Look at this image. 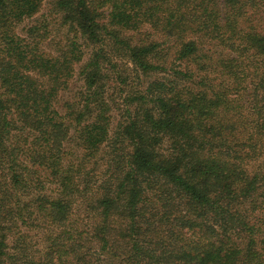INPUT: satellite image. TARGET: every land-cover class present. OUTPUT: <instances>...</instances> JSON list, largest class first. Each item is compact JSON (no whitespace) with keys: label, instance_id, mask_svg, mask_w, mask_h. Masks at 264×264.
<instances>
[{"label":"trees","instance_id":"obj_1","mask_svg":"<svg viewBox=\"0 0 264 264\" xmlns=\"http://www.w3.org/2000/svg\"><path fill=\"white\" fill-rule=\"evenodd\" d=\"M45 1L0 0V264H264V0Z\"/></svg>","mask_w":264,"mask_h":264},{"label":"rangeland","instance_id":"obj_2","mask_svg":"<svg viewBox=\"0 0 264 264\" xmlns=\"http://www.w3.org/2000/svg\"><path fill=\"white\" fill-rule=\"evenodd\" d=\"M49 2H50V0H46L45 1L44 10H43V13L44 14H47L48 13V10H49ZM49 21H50V30H51V36H52L51 38H53V39H62V38L65 39L67 36L70 37V35L67 34L66 30L60 26L58 17L53 16V17H51L49 19ZM31 25H34V22H32V21H25L20 26L19 31L21 33H23L25 27L31 26ZM77 87H79V82L78 81H76L75 82V85L72 87L73 91L76 90Z\"/></svg>","mask_w":264,"mask_h":264}]
</instances>
